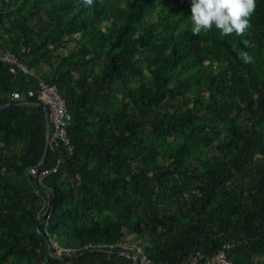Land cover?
Instances as JSON below:
<instances>
[{"label":"trees","instance_id":"16d2710c","mask_svg":"<svg viewBox=\"0 0 264 264\" xmlns=\"http://www.w3.org/2000/svg\"><path fill=\"white\" fill-rule=\"evenodd\" d=\"M257 5L243 36L222 37L191 33V0H0V50L31 73L0 62V264H134L108 248L120 242L154 264L223 250L233 264H264ZM38 79L66 103L71 152L45 155V113L28 96ZM42 161L57 171L41 180L29 171ZM48 202L40 229L69 256L52 243L48 256L37 233Z\"/></svg>","mask_w":264,"mask_h":264},{"label":"built area","instance_id":"2783aa9c","mask_svg":"<svg viewBox=\"0 0 264 264\" xmlns=\"http://www.w3.org/2000/svg\"><path fill=\"white\" fill-rule=\"evenodd\" d=\"M0 62L6 64L9 67V71L13 74L21 71L26 75H31L28 68L17 58L15 54L11 51H2L0 50ZM38 88L36 91L28 92L29 97H36L37 102L39 105H43L49 110V122L51 125V139H50V146L51 148H56L60 144L67 148L69 152L72 151L73 146L71 144V140L68 135V126L70 122V115L66 106L64 99L59 94L57 87L53 85L47 84L42 79H38L37 82ZM22 96L20 93L16 92L12 95V100L14 102H18L21 100ZM61 162H58V165ZM57 171V167L52 170H38L36 168H32L29 171V174L32 176H36L41 180ZM51 204L48 202L45 212L44 221L46 222V227L48 226L49 219L51 217ZM47 233V230H46ZM52 246L55 250V254L58 257L62 256H69L71 255L74 250L70 248H65L58 244L57 242H52ZM107 246H100L96 249L100 250L101 248H105ZM115 247L119 248L122 253L136 251L140 257L137 259L138 264H154L150 261L142 252V250L137 247L133 243L129 242H120L115 246H108L110 249H114ZM229 247L226 246L225 249ZM190 264H233L231 263L228 258L225 250L220 251L217 255L203 261V256L200 253H197Z\"/></svg>","mask_w":264,"mask_h":264},{"label":"clouds","instance_id":"9594fccd","mask_svg":"<svg viewBox=\"0 0 264 264\" xmlns=\"http://www.w3.org/2000/svg\"><path fill=\"white\" fill-rule=\"evenodd\" d=\"M85 6H92L94 0H80ZM257 0H191V33L199 36L213 28L222 37L232 34L243 36L251 28V18L257 8ZM246 46H251L248 40ZM244 63L252 62L247 52L238 53Z\"/></svg>","mask_w":264,"mask_h":264},{"label":"water","instance_id":"95a60500","mask_svg":"<svg viewBox=\"0 0 264 264\" xmlns=\"http://www.w3.org/2000/svg\"><path fill=\"white\" fill-rule=\"evenodd\" d=\"M38 107L44 111L45 117H46V121H47V141H46V150H45V155H46V153L48 152L49 146H50V139H51V125H50V122H49V110H48V108H46L43 105H39ZM42 164H43V161L41 162V165L39 167L40 170L42 168ZM44 219H45V215L43 214L37 221L36 230H37V233L41 236V238L43 239V241L45 243L47 255L51 256V254H50V251H51L50 240L47 238L46 234H44L41 231V229H40V224L44 221ZM120 255L127 256L128 258H130V259H132L134 261V264H138L137 258H135L132 254L126 252V253H120ZM78 257L79 256L68 257V258H55V259H57L59 261L68 262V261L75 260Z\"/></svg>","mask_w":264,"mask_h":264}]
</instances>
